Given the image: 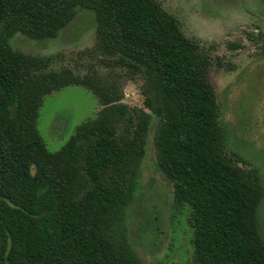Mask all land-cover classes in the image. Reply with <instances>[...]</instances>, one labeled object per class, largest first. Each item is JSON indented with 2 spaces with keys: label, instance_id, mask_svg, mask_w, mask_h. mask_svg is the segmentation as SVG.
<instances>
[{
  "label": "trees",
  "instance_id": "trees-1",
  "mask_svg": "<svg viewBox=\"0 0 264 264\" xmlns=\"http://www.w3.org/2000/svg\"><path fill=\"white\" fill-rule=\"evenodd\" d=\"M80 12L104 62L141 78L148 111L125 104L117 81L12 49L16 33L57 39ZM211 65L157 0H0V264H144L125 221L154 119L158 167L191 209L193 264H264L261 174L225 148ZM69 86L102 107L52 153L39 111Z\"/></svg>",
  "mask_w": 264,
  "mask_h": 264
},
{
  "label": "rangeland",
  "instance_id": "rangeland-1",
  "mask_svg": "<svg viewBox=\"0 0 264 264\" xmlns=\"http://www.w3.org/2000/svg\"><path fill=\"white\" fill-rule=\"evenodd\" d=\"M157 1L175 17L184 35L196 40L210 56L208 78L216 93L225 148L241 157V166L258 168L264 187V0ZM9 42L13 50L46 59V70L68 69L81 76L95 74L103 82L117 81L122 101L145 109L141 78L110 67L103 55L95 52L90 13L80 12L57 39L34 40L16 33ZM101 107L98 98L80 86L46 96L37 128L47 149L60 151L76 128L95 118ZM156 130L154 119L126 214L128 240L144 264H193L191 209L175 203L173 185L158 167ZM258 218L264 237V198Z\"/></svg>",
  "mask_w": 264,
  "mask_h": 264
}]
</instances>
